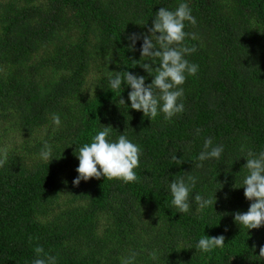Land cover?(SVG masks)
<instances>
[{
  "label": "trees",
  "instance_id": "obj_1",
  "mask_svg": "<svg viewBox=\"0 0 264 264\" xmlns=\"http://www.w3.org/2000/svg\"><path fill=\"white\" fill-rule=\"evenodd\" d=\"M179 2L0 0V264H32L37 246L57 264H120L130 250L136 264H264V227L247 232L233 219L250 206L241 148H264V0H188L197 24L185 27V44L196 48L187 59L199 69L171 121L120 104L130 105L123 84L109 89L117 72L151 83L139 64L142 41L130 51L126 37L147 34L158 9ZM101 125L141 147L136 182L73 185L75 154ZM208 137L224 154L197 167ZM44 141L53 146L49 164L39 156ZM189 174L192 195L213 204L198 211L193 202L180 214L166 181ZM206 235H223L224 247L190 248Z\"/></svg>",
  "mask_w": 264,
  "mask_h": 264
},
{
  "label": "clouds",
  "instance_id": "obj_2",
  "mask_svg": "<svg viewBox=\"0 0 264 264\" xmlns=\"http://www.w3.org/2000/svg\"><path fill=\"white\" fill-rule=\"evenodd\" d=\"M146 24L147 22L144 23ZM186 24L194 27L197 21L192 15L188 0H181L174 10L160 7L152 18V26L147 34L132 33L126 37L129 41L127 48L130 51H135L137 42L142 41L139 51L143 62L139 64L152 80L146 85L145 76L128 71H125L123 76L119 72L114 76L109 75L108 85L111 92H122L124 90L122 84L130 88L128 92L130 105H126L123 98L119 99L120 104L142 112L150 121L161 115L164 120L171 121L185 111L183 85L187 77L195 76L199 69L197 64L187 59L196 48L185 44L186 38L190 35L185 31ZM51 122L57 129L62 125L61 117L57 113L51 114ZM112 130L111 126L101 125L91 141L79 147L78 153L75 154L79 161L75 169L78 175L73 179V185L101 177L125 184L137 181L136 169L139 168L143 151L124 133L112 139ZM195 131L199 135L200 130ZM186 147L190 149V145ZM241 153L240 157H244L246 163L243 165L245 174L240 187H243V195L250 201V206L247 212L235 213L233 219L240 228L248 232L264 227V148L259 151L241 148ZM223 154L222 144H214L211 137L205 138L202 150L196 157L200 162L197 167H203L205 161H219ZM39 156L48 164L53 159V146L48 141L43 142ZM172 159L179 160L176 154ZM166 184L171 196L170 204L180 214H190L193 202L196 203L198 211L213 204L211 199L199 193L192 195L197 184L196 176L189 174L166 181ZM224 240L223 235L216 237L206 235L195 240L194 246L190 248H195L196 253H210L214 249H222ZM34 251L36 258L32 264H57V258L45 253L42 247L37 246ZM137 255L134 250H130L128 255L120 258V264H136ZM148 255L152 260L157 258L155 251ZM260 256L264 257V247H261Z\"/></svg>",
  "mask_w": 264,
  "mask_h": 264
}]
</instances>
